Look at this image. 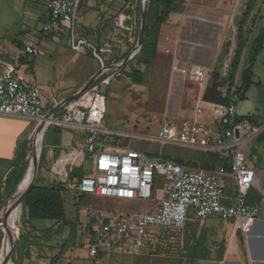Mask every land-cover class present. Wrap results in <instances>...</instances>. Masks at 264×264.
Wrapping results in <instances>:
<instances>
[{
    "label": "rangeland",
    "instance_id": "rangeland-1",
    "mask_svg": "<svg viewBox=\"0 0 264 264\" xmlns=\"http://www.w3.org/2000/svg\"><path fill=\"white\" fill-rule=\"evenodd\" d=\"M125 1L128 4L125 5L122 11L136 16L138 31L139 28L141 29L142 23L143 0ZM182 2L183 4L178 7V12L172 15V20L175 21L171 22L170 19L171 30L177 31V28L180 27V21H183L186 17L190 18L192 22L185 24L190 30L188 29L189 31L184 37L189 42L186 44L188 47L186 46L184 50L185 52L190 51L193 53L192 51L194 50H190L192 48L190 46H194L195 43L206 45L217 54L215 71L228 73L229 66L237 50L240 23L243 19L245 20L242 26L246 48L236 79V83L240 86L241 72L248 66L250 53L259 44V38H264V0H182ZM86 14L85 8L83 6L80 7L78 4L77 23L75 26L76 35L83 31L82 18ZM65 25L68 26V24ZM58 34L64 36L59 44L52 43L46 37H44L42 44L34 42L35 46L44 51L45 56L41 54L39 56L30 55L27 53L26 48L19 46L17 40L11 34H8L6 26L0 18V60L14 66L16 68V75L27 84L37 86L42 96L49 102L50 107L53 105L51 93L53 92L58 95L70 89L75 83L82 80L87 69L82 68L77 71H65L61 69L62 58L65 56L63 57L57 53L53 56L56 62L55 78L57 80L49 90L41 87V85H45L44 81L48 76L50 59H52L46 50L47 44L55 46L58 52L59 50H64L65 52L72 53V36L68 35L64 29ZM194 52L196 62L200 60L205 63L211 60L210 53L204 52L202 49ZM174 57L172 53L165 52L152 66L148 68L142 67L145 76L142 85L134 84L123 77L119 78L118 81L125 80L126 85H121L119 88H117L116 83L111 86L98 84L100 93L107 100L104 126L111 131L124 133V135H102L99 143L110 152L123 153L134 149L149 157L158 156L169 160L183 159L186 162L191 161L200 169H205V164L207 163L220 164L222 159L216 153L194 151L181 145L163 143L152 139V137L159 136L162 127L166 124L181 125L183 120L188 119L187 115H185L187 109L195 105L196 86L187 83V87L182 89V85H176L172 81L171 71L175 64ZM21 58L25 59L24 63H20ZM36 64L38 68L37 73L34 74L33 69ZM208 66L210 70L211 63ZM127 70L129 71L130 69ZM122 73L127 76L125 72ZM254 73L255 79L261 82V90H264V51L258 58ZM60 77L62 79L59 80ZM209 78L210 73L206 71L203 83H206ZM32 79L34 81L37 79V81L43 84L36 85L30 81ZM196 84L201 85V82ZM183 90L186 94L184 96H182ZM241 103L242 101H240ZM57 116H60V112ZM19 123L24 129L35 132V134L39 129V123L35 120H25ZM85 134L86 132L80 128L56 125L48 126L43 133L41 152H43L44 146L49 147L51 149L50 156L43 173L39 162L35 181L37 178L39 180L42 174V177L45 178L44 181L40 180V185H48L49 180L52 178L50 169L56 156L59 155L60 148L71 145L74 140L77 141V139L85 136ZM36 139L37 136L30 140V145L26 147L28 149L27 159L29 161V168L30 163L33 161L34 149L37 147ZM70 153V151L65 152V155H69ZM65 155L62 159L63 166L69 162L78 161ZM86 155L89 159L84 162V170L88 174H92L94 172V155ZM224 163L227 164L228 162L224 161ZM230 183L232 185L231 181ZM164 187L165 178L162 175H158L155 181L154 196L150 200H123L96 195H79L78 198L81 197L80 200H75V195H78L77 191H74V185L69 183L66 187L67 189L63 192V198L67 214L69 216H80L84 220L89 209L103 210L112 214L140 215L150 212L164 198ZM9 199L7 201L4 199L0 200V216L7 206ZM75 204H77L76 208ZM3 222V220L0 221V230L4 237L5 232L3 229L7 231V228L2 226L5 225ZM82 222L81 220L78 225L75 239L66 249L63 250L62 246L68 237V232L64 235V238L50 243L46 250L39 251L37 248H32L31 258L26 257L24 250H19L14 260L11 254L10 259L12 263L48 264L52 257L57 256L63 250L58 264H188L191 255L190 248L197 241V232L193 230H188L187 232L162 231L160 236H155V239L146 244L145 248L138 254L113 255L102 253L100 258L95 260L89 257L87 248L82 244L85 237L84 222ZM38 223L46 226L53 224L52 221H38ZM22 228L23 225L21 224L20 229ZM161 230L157 229L155 231L157 233ZM17 238L18 236L15 237V241ZM207 241L209 242L208 239ZM210 245L211 249H215L220 244L219 241L214 240Z\"/></svg>",
    "mask_w": 264,
    "mask_h": 264
},
{
    "label": "built area",
    "instance_id": "built-area-1",
    "mask_svg": "<svg viewBox=\"0 0 264 264\" xmlns=\"http://www.w3.org/2000/svg\"><path fill=\"white\" fill-rule=\"evenodd\" d=\"M49 8V16L42 32L56 35L63 29L72 36V48L86 45L75 41L76 0H38ZM65 24H68L66 26ZM30 55L35 49L28 50ZM185 78L201 82L206 71L198 66L172 67ZM236 86L226 93L224 105L211 111L212 124L198 122L204 113L197 107L195 117L181 125L166 124L153 140L187 148H202L216 153L229 162L228 167L214 170L192 169L163 157H149L131 149L123 153L110 152L99 139L109 135L104 126L106 97L98 87H90L68 102L60 116L47 117L43 96L37 86L27 84L16 75V68L0 60V114L22 116L35 120L45 128L50 125L83 129V152L94 155V172L86 175L76 187L79 195H96L123 200H150L154 196L156 177L165 178L164 198L150 212L140 215L109 213L89 209L84 220L83 246L89 257L99 259L102 253L133 255L140 253L153 241L157 229L182 231L192 216L198 221L216 219L232 222L236 231L248 236L259 214L264 210L250 204L248 193L255 181V171L248 164L242 147L264 132V125H254L248 119H239ZM228 181L232 185L228 186Z\"/></svg>",
    "mask_w": 264,
    "mask_h": 264
},
{
    "label": "crops",
    "instance_id": "crops-1",
    "mask_svg": "<svg viewBox=\"0 0 264 264\" xmlns=\"http://www.w3.org/2000/svg\"><path fill=\"white\" fill-rule=\"evenodd\" d=\"M77 2L80 7L83 6L85 8L87 14L82 18L83 31L75 35V41L83 40L86 42V45L82 46L80 50L77 51L72 48L71 42L72 53H68L64 50H59L58 52L55 46L47 44L46 50L52 59H50L48 76L44 81L45 85H41V87L49 90L57 80L55 78L56 62L53 59V56L57 53L63 57L65 56L62 58L61 69L65 71H77L82 68H87L86 73L82 80H79L78 83H75L70 89L63 91L58 95L52 92L51 96L53 97V105L51 107L49 106V102L43 97L47 113L61 106L55 114H58L59 112L62 114L65 105L84 92V89L92 81H94V83L90 87H98L99 90V83L107 86L116 83L117 88H119L121 85H126V81H118L119 78L123 77L126 80L131 81L128 76L123 75L122 67L128 63L124 62L135 50L139 36H137L136 16L122 11L128 3H126L125 0H77ZM0 15L8 34H11L15 40H17L19 46L26 48L27 53L31 48L35 49L36 54H33L34 56H39L40 54L45 56L44 51L35 46L34 42L42 44L44 37H46L50 39L52 43L59 44L61 43L60 40L64 37L60 34L46 35L42 32L43 25L49 16V8L38 0H0ZM172 17L173 16L170 18L171 22L175 21L172 20ZM170 19L169 22L162 27L157 59L165 52L172 53L175 56L174 62H178L182 67L198 66L205 71H209L210 78L206 83H203V79L201 85L196 84L199 83V81L185 78L184 76L173 72V70L171 71V75L173 83L176 85H182V89L187 87V83L196 86L197 94H195V105L187 109L185 113L188 119H193L195 117L196 108L202 107L205 111L198 116V122L205 125H211V111L216 105L205 102L204 94L206 89L213 85V76L215 73L222 74V77H226V79L228 73L214 70L217 54L202 43H195L194 46H190L192 47L190 50L200 51L202 49V51L210 53V61L204 63L197 60L199 62H196L194 51H192L193 53L190 51L185 52L184 49L189 42L186 41L184 37L190 30L185 24L192 22L190 18L186 17L183 21H180V27L177 28V31L171 30L172 25L170 24ZM127 54L128 57L124 61H120L121 58ZM24 62L25 59L21 58L20 63ZM123 63L124 65L120 66ZM209 63H211L210 70L208 69ZM37 68L38 65L36 64L33 69L34 74L37 73ZM60 79H62V77H60L59 80ZM30 81L36 85L43 84L37 81V79H35V81L33 79ZM252 81L253 84L246 93L245 98L243 100H240L239 98L237 104V116L239 119L250 120L254 125L263 126L264 90H261L260 88L261 82L255 79V73ZM227 86L228 83L223 90L225 99ZM236 86H238L237 83ZM184 94L185 91L183 90L182 96H184ZM240 101H242L241 104ZM25 120L31 119L22 116L0 114V189L4 185L9 174L14 170L19 152L22 151V148L25 145L28 147L30 145V140L36 138L39 134L38 131L35 134V132L24 129L19 122ZM110 134L124 135L122 132L111 130ZM84 142L85 136L80 137L77 141L74 140L72 144L67 147L60 148L59 155L56 156L50 169L52 178L49 180L48 185L58 182L67 187L69 183H72L75 187L74 191H76V187L80 181L77 179L70 180L69 174L75 168L84 165V162L89 159V157L83 152ZM44 148L46 150V158L43 162L42 173L45 170V165L51 151L49 147L44 146ZM189 149L194 151H205L199 147ZM69 151L71 153L65 155V152ZM242 151L245 154L248 164L255 171V181L248 193L247 200L250 204L257 205L264 210V132L245 143L242 147ZM64 155L75 158L76 161H78L69 162L63 166L62 159L64 158ZM95 159L96 158L94 157V162ZM183 165L186 166L185 164ZM189 168L200 169L197 165ZM44 178L45 177H42L41 174L39 181H44ZM230 185L231 183L228 181V186ZM18 192H20V190ZM77 199L78 195H75V200ZM13 203L14 200L10 205ZM76 206L77 204H75V208ZM17 210L18 209L15 211V215ZM65 211L67 214L66 204ZM21 212H23V209ZM5 216L6 209L1 213L0 221L3 220ZM67 217L72 220L78 219L79 223L81 220L84 222V218L80 216H69L67 214ZM22 219L23 214L22 216H18V220L12 230H15L20 226ZM33 224L37 229L43 230L53 226L54 222L51 226L39 224L38 221L33 222ZM3 230L6 232L5 229ZM188 230L197 232V241L191 248L196 246L199 248L201 246L200 255L194 260L193 264H264V215L262 213L258 215L252 232L248 236H244L240 232H237L234 223L219 221L216 219H209L201 222L192 218L184 230L176 232H187ZM214 240L219 241L220 245L215 249H211L210 244ZM1 264H4L3 258Z\"/></svg>",
    "mask_w": 264,
    "mask_h": 264
},
{
    "label": "trees",
    "instance_id": "trees-1",
    "mask_svg": "<svg viewBox=\"0 0 264 264\" xmlns=\"http://www.w3.org/2000/svg\"><path fill=\"white\" fill-rule=\"evenodd\" d=\"M182 0H147L146 4V26H145V35L143 46L139 54H137L132 60H130L126 65L122 67L123 72L131 79L134 84L142 85L144 83V71L142 67L148 68L152 66L158 57V48L159 40L162 32V27L165 25L170 17L178 12V7L182 5ZM245 20L243 19L240 23L238 30V45L235 52V56L229 66L227 83H228V93L236 86V79L239 72L240 62L246 48V42L243 37V24ZM140 34V28L137 31V36ZM259 44L252 49L248 61V66L244 68L241 72V84L236 86V95L243 100L248 92L249 88L253 84L254 77V68L257 64L260 54L264 51V38H259ZM128 57V54L123 56L120 61H124ZM136 63V65H135ZM130 68L128 71L127 69ZM25 145L22 148V151L19 152L17 164L15 165L14 170L7 177L4 185L0 189V200H8L16 192L19 183L24 178L28 168L29 161L28 149ZM46 158V150L43 149L40 167L42 169L43 162ZM177 163L185 164L188 167H193L196 164L194 162H186L183 159L174 160ZM225 160H221L220 164H205V170H214L217 167L223 165L228 167L229 163L225 164ZM86 175L87 172L84 170V165L79 168H75L69 174L70 180H79L81 181ZM66 186L61 183H53L50 185H40V181H35L34 185L27 191L24 200H23V219L22 225L23 228L20 229L19 241L16 243L14 250L11 252L12 259H15L16 253L19 250H24L26 257H32V248H37L39 251L46 250L50 243L64 238V235L68 232V237L65 239L63 244V250L66 249L69 244L75 239L76 233L78 230V219L72 220L67 217L65 211V204L63 200V192L66 190ZM22 192V190H20ZM78 194V193H77ZM79 197V194H78ZM81 198V197H80ZM80 198H78L80 200ZM5 201V202H6ZM21 199L14 200V203L11 204L6 211V220L4 223L8 225L12 222L15 211L18 209ZM193 217H190V220ZM35 221H52L54 225L39 230L35 227L33 222ZM188 224V223H187ZM162 231L165 232H176L172 230H164L156 233V237L160 236ZM3 241V233L0 230V249ZM11 248V246H10ZM11 250V249H10ZM63 250L57 256H54L50 259L48 264H58L60 257L62 256ZM191 255L189 258L188 264H193L194 260L197 259L201 252V246L199 248L194 247L190 248ZM2 260V259H1Z\"/></svg>",
    "mask_w": 264,
    "mask_h": 264
},
{
    "label": "water",
    "instance_id": "water-1",
    "mask_svg": "<svg viewBox=\"0 0 264 264\" xmlns=\"http://www.w3.org/2000/svg\"><path fill=\"white\" fill-rule=\"evenodd\" d=\"M146 4H147V0H143L142 23H141V29H140V34H139L137 46H136L135 50L130 54V56L125 60L124 63H127L130 60H132L137 54L140 53V51L142 49L143 41H144V35H145V26H146ZM124 63L121 64L120 66L124 65ZM213 80H214L213 85L211 87H208L206 89V91H205L204 101L207 102V103H212V104L219 105V106L224 105V103H225V95L223 94V90L226 88L227 79H226V77H222V74L215 73L214 76H213ZM93 83H94V81H92L84 90L88 89ZM60 107L61 106H59L58 108L50 111L48 113L47 117L53 116L60 109ZM44 128H45L44 124L39 125L38 133H40L42 130L44 131ZM41 154H42V152H41ZM41 154H40V156H38L37 153L35 152V149H34V153H33L34 166H33V175H32L31 181H30L28 187L23 192H18V187H19V185L21 183L20 182L18 187H17L16 192L9 199L8 203L10 201H12V200H18V199H21L22 203H23V200H24V197H25L27 191L35 183L36 174H37V171H38V166H39ZM30 166H31V163H30ZM7 206H8V204H7ZM6 207H5V209H6ZM3 221H4L3 223L7 222L6 217L3 219ZM19 237H20V232H19L17 240L13 241V243L11 244V248H10L11 250L9 252H6V257H9V256L11 257V252H12L14 246L16 245ZM4 239H5V235L3 237V241H4ZM3 241H2V244H3ZM1 257H3L2 249H0V259H1Z\"/></svg>",
    "mask_w": 264,
    "mask_h": 264
},
{
    "label": "bare ground",
    "instance_id": "bare-ground-1",
    "mask_svg": "<svg viewBox=\"0 0 264 264\" xmlns=\"http://www.w3.org/2000/svg\"><path fill=\"white\" fill-rule=\"evenodd\" d=\"M43 133H44V131L42 130L38 134L37 139H36L37 147L35 148V152L37 153L38 156H40V152H41V147H42V142H43ZM33 166H34V159L31 162V166H30L26 176L22 179V181L18 187V191L22 190V192H23L28 187V185L31 181L32 175H33ZM12 201H10L8 203V206L6 207V211L8 210L9 205ZM22 209H23V207H22V200H21L20 204L18 206V210L16 212V215L14 216L13 222L12 223L10 222L8 225H2L4 228H7V231L4 233L5 239H4L2 247H1V249L3 251V257H1V258H3L4 264H13L11 259H10V256L6 257V252L10 251L11 244L13 243V241H15V237L18 236V234H19L20 226L17 227L15 230H12V228L14 227L15 222L18 219V216H22V214H23V212H21ZM21 224H22V222H21ZM0 261H1V259H0Z\"/></svg>",
    "mask_w": 264,
    "mask_h": 264
}]
</instances>
